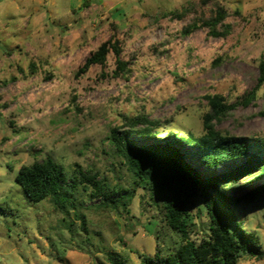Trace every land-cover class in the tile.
<instances>
[{
    "label": "rangeland",
    "instance_id": "obj_1",
    "mask_svg": "<svg viewBox=\"0 0 264 264\" xmlns=\"http://www.w3.org/2000/svg\"><path fill=\"white\" fill-rule=\"evenodd\" d=\"M218 7L227 12V37L207 28L183 34ZM109 40L118 41L128 72L114 73L110 52L104 66L78 73ZM262 61L264 0H0V264H112L109 254L143 264L141 254L177 250L182 240L165 223L162 203L134 182L109 136L137 116L157 124L160 138L169 131L201 136L206 97L221 95L233 107L213 120L215 129L264 138ZM182 149L202 175H216ZM48 157L69 179L77 166L98 173L123 190L126 205H100L83 185L70 189L66 211L51 199L30 201L16 183L19 169ZM240 182L237 198L264 177ZM189 212L190 239L199 243L209 234L202 198ZM234 214L263 254L239 264H264V196L242 199Z\"/></svg>",
    "mask_w": 264,
    "mask_h": 264
},
{
    "label": "trees",
    "instance_id": "obj_2",
    "mask_svg": "<svg viewBox=\"0 0 264 264\" xmlns=\"http://www.w3.org/2000/svg\"><path fill=\"white\" fill-rule=\"evenodd\" d=\"M226 18V10L218 7L214 16L194 21L183 29V34L189 35L207 28L209 36L227 37L231 26L224 24ZM110 52L116 57L117 68L114 73H127L128 63L120 58L121 48L117 40L103 43L85 60L78 73L84 74L94 65L104 66ZM259 70L257 87L264 83L263 61ZM2 85L0 82V87ZM255 90L243 99L244 105L254 99ZM206 99L210 111L204 117L205 133L201 136H185L169 131L164 138H160L163 132L156 133L158 125L144 116L126 118L125 128H115L109 136V141L122 157L134 182L150 191L152 197L162 203L165 223L170 230L180 234L182 240L179 248L169 254L161 251L153 257L141 254L143 264H239L245 257L262 259L257 237L245 231L244 223L238 221L234 214V207L242 199L263 197L264 185L251 189L242 198L232 193L243 188L242 179L252 183L264 177V138L222 135L215 129L213 120L220 119L233 106L227 105L221 95L207 96ZM140 125H143L142 128ZM182 147L194 151L201 165L215 171L216 175H202L189 161L192 153L185 154ZM226 165L232 166L230 170L216 171ZM16 183L30 201L38 203L51 199L62 211H66V205L70 203V189L79 185L90 190L91 198L99 200L100 205L115 208L119 204L126 205L123 190L120 187L111 188L98 173L84 172L77 166L69 179L65 168L50 157L22 166ZM115 193L118 196H114ZM198 197L202 198L207 214L209 234L196 243L190 239L188 229L192 216L189 209ZM109 261L122 264L112 254H109Z\"/></svg>",
    "mask_w": 264,
    "mask_h": 264
}]
</instances>
